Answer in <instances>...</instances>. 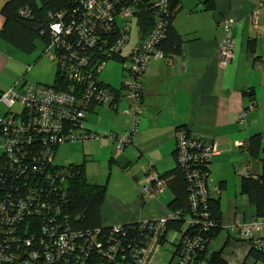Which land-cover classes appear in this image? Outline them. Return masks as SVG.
I'll use <instances>...</instances> for the list:
<instances>
[{
	"label": "crops",
	"instance_id": "obj_1",
	"mask_svg": "<svg viewBox=\"0 0 264 264\" xmlns=\"http://www.w3.org/2000/svg\"><path fill=\"white\" fill-rule=\"evenodd\" d=\"M3 2L0 0V7ZM258 4L259 0H178L173 25L184 42L176 54L150 60L142 80L143 111L136 131L131 134V141L117 151V156L110 158L126 174L131 202L117 208L111 201L113 196H105V191L100 211L103 225L141 222L168 215V204L173 198L168 188L143 203H140L139 191L148 179L149 165L159 173L174 167L175 130L184 126L193 136L218 141L210 172L213 185L223 182L220 231L225 230V233L219 248L224 246L222 256L231 264H240L244 259L249 244L231 230V226L245 220L246 214H253V207L236 190L240 188V172L243 169L245 173L259 172L256 162L248 158L241 144L255 133L264 136V4ZM255 8L257 18L254 20ZM223 18L230 22L227 35L234 47V56L226 65L218 62L219 45L225 37L221 26ZM2 23L0 14V27ZM1 42L6 41L0 39V60H12L9 52L14 49L22 52L8 42ZM118 71L120 77L116 86L101 79L112 87H119L122 67ZM54 75L46 76L43 70V76L35 83L51 84ZM16 79L14 75L7 83L0 81V92L19 82L20 79ZM125 109L126 101L121 98L114 107L95 105L87 112L82 121L86 141L81 142L92 144V148L87 149L90 156L99 154V148L113 153L117 143L109 139L107 133L122 134L130 129L131 116ZM242 111H245L244 119L238 121ZM95 134L99 136L94 137ZM110 175L108 172L106 177L103 175L94 181L105 183L107 189ZM212 247L215 248V240Z\"/></svg>",
	"mask_w": 264,
	"mask_h": 264
},
{
	"label": "trees",
	"instance_id": "obj_2",
	"mask_svg": "<svg viewBox=\"0 0 264 264\" xmlns=\"http://www.w3.org/2000/svg\"><path fill=\"white\" fill-rule=\"evenodd\" d=\"M138 2L142 4L143 8L134 13L132 21L135 20L137 37L142 38L149 36L154 21L152 10L147 8L148 1L138 0ZM77 6L78 0H4L0 7V14L3 17V23L0 27V39L10 43L24 53H32L35 50L36 41L39 40L44 44V49L40 54H46V46L51 40L50 24L58 18L59 14L63 16L64 20H67ZM177 8L178 0H168L165 27L154 46V49L160 51L162 54L158 59L176 54L182 42H184V38L176 31L173 25V17ZM116 10L115 13L117 15L114 17L118 18L119 12L118 9ZM153 58L157 59V57L152 56L151 59ZM50 60L55 62L56 71L53 83L45 86L51 87L55 91H67L69 93H72L74 90V95L79 92L81 93L80 90H76L71 85L73 84V78L67 77L65 71L61 69L60 63L54 59ZM109 60H117L123 65L125 55L123 52L115 56L113 55L106 59V64ZM94 64L92 62V66ZM147 65L141 75L142 95V80ZM28 67L30 66L28 65ZM102 72L96 75L95 83L98 84L99 82L104 88H108L112 92L113 99L110 103H106L102 99H99L97 94L86 96L82 107L84 111L81 117L82 121L87 112L91 111L95 105L114 107L123 98L126 101V108L128 106V100L125 98L124 92L120 90L121 84L119 87H112L105 83L101 79ZM126 74L127 70L125 68L123 69L122 66L123 77L121 83ZM20 82V80L16 82L14 84L15 87L18 84H32L25 80H22V83ZM2 92H0V95ZM0 106L5 109L0 112L2 116L11 111L1 101ZM125 111L131 116L132 124V115L127 109ZM142 111L143 100L138 122ZM80 122L71 124L68 118L59 119L62 130L56 135L57 140L48 145L52 159L49 160L48 157L44 158L39 153L42 149L43 141L38 136H35L31 144L25 147L29 153H22L24 159H20L18 162L21 169H18V171L13 168L10 169V163L7 162L3 165L2 172L8 175L13 173L16 176V179L12 181L13 187L18 185L22 188L19 193L20 196L24 194L27 203L30 204L32 202L35 204V200H31L29 195H25L26 191L24 188L33 187L32 191L34 197L37 196V203L45 204L43 206L44 208L41 204L38 205L37 211L34 210L33 205H28L26 210L21 214L20 221L16 223V226L12 230L0 231L1 242L9 243L4 251L9 254L16 252V255H22L27 248L15 240V238H19L32 239V248L41 253L46 250L44 246L48 240L47 235L42 232L43 227L47 226L50 228V226L56 227V225H59L60 231L65 229L70 234L75 235L72 242L75 243L76 248H80L78 252H72L73 256L69 257L72 264H114L116 261L136 264V255L140 254V250L145 241L153 236V231L148 226H140V222L122 224L123 233L115 232L113 225H103L100 219V211L106 191V184L87 179L82 163L57 165L53 162L58 143L66 140H83L80 138V135L71 137V134L75 133L77 130L76 127ZM180 127L184 128L190 134L186 127ZM131 128L132 125L125 132H131ZM241 145L247 153L248 158L259 159L261 164L259 173L253 174L252 171H247V173L241 174L239 192L245 196L247 204L253 207V214H246L245 216L247 217L243 221L252 218L264 221V136L255 133L248 137ZM32 152H34L36 157H33ZM173 154L175 161L174 167L163 173L156 171L158 177L164 180L165 189L168 188L172 192L173 198L168 204V215H172L173 217L167 218L159 227L154 237L155 242L153 241V247L148 252L149 258L144 264L149 261L150 256L157 247L164 242H168L169 234L173 232L177 234V237L174 238L173 242H169L174 246V249L170 250V252L171 258L174 256L177 257V264H231L222 256L224 246H221L219 249L212 247L215 237L222 228L220 198L223 192L222 181L215 185L212 184L210 172L212 157L203 161H187L182 166L176 160L175 148ZM64 169L65 171L62 174L61 172ZM191 170H195L197 175H199L194 182L188 179L187 176ZM204 173H206V178ZM146 175L148 179L143 184L148 181L151 182L149 180L148 168ZM199 178L209 179V183L207 180L204 181L207 195L204 201L199 202L194 207L191 204L190 196L192 189H199L197 181ZM34 188L36 189L34 190ZM145 199L147 198L143 197L140 192V203H143ZM203 213H207V216H204ZM156 220L157 218H155L154 223ZM235 223L232 224L231 230L234 229ZM95 228H99L100 233L93 239L94 243L89 244L90 242L84 236V233ZM233 231L249 244V249L240 264H264V250L257 248L248 238L242 237L238 231ZM261 236L264 237V232ZM96 243L99 245L95 246ZM156 244L158 245L157 247ZM106 253H108V256ZM59 261L61 263L60 258ZM11 262L9 263L13 264Z\"/></svg>",
	"mask_w": 264,
	"mask_h": 264
},
{
	"label": "built area",
	"instance_id": "obj_3",
	"mask_svg": "<svg viewBox=\"0 0 264 264\" xmlns=\"http://www.w3.org/2000/svg\"><path fill=\"white\" fill-rule=\"evenodd\" d=\"M146 1H148L147 8L153 12V28L149 36L138 38L137 42L129 46L126 51L124 49L130 40L132 17L135 12L143 8L138 0H78V6L67 20H64L63 16L59 14L58 18L50 24L51 40L46 46L45 52H47L49 59H54L60 63L61 69L65 71L67 77L73 78L75 81L72 80L73 84L71 85L76 90H80L81 93L74 95L73 89V92L69 93L67 91H55L51 87L41 84L27 83L18 87L14 85L1 93V103L11 110L4 116L0 115L1 232L7 229L12 230L20 221V216L28 205H33L35 211L38 210V205L41 204L42 207L45 205L44 203H37L38 199L37 196L34 197L33 195V187L24 188L25 195H29L31 200H35V204L27 203L24 194L20 196L19 191L22 188L18 185L13 187L12 181L16 179V176L13 173L8 175L2 172L3 165L7 162L10 163V169L13 168L17 171L21 169L18 162L20 159H24L22 153H29L25 147L31 144L35 136L43 141L39 153L44 158L52 159L48 145L57 140L56 135L62 130L59 119L68 118L71 124L81 121L71 137L80 135V138L83 139L86 134L82 129L81 117L84 113L82 107L85 97L97 94V97L103 102L110 103L112 101V92L108 88H104L99 82L98 84L95 83L96 75L102 72L107 58L122 52L125 55L122 66L123 69L127 70V74L121 83L120 90L124 92V96L128 100L126 109L133 117L131 132L135 131L142 110L141 75L152 56L157 58L162 56L160 51L154 49V46L165 27L168 2V0ZM263 4L264 0H259L258 5ZM116 9L119 12L118 18L114 17L117 15ZM22 12L26 13L25 11ZM252 16L254 20L257 18V8L253 10ZM221 26L225 37L219 45L218 62L221 65H226L234 56V47L233 41L227 35L230 30L229 20L223 18ZM92 62L95 63L94 66H92ZM244 115L245 111L239 113V121H243ZM131 132H124L120 135L114 132L108 133L109 139L116 141L118 152L131 141ZM94 137H98V134H95ZM175 152L176 160L182 166L191 160H207L218 152V141L195 137L188 134L184 128L177 127L175 130ZM32 154L33 157H36L34 152ZM64 171L65 169L61 173L63 174ZM148 171L151 182L148 181L141 186V195L145 198L154 197L165 189L164 180L158 177L156 170L151 165L148 166ZM187 176L192 182L199 177L195 170L189 171ZM204 176L206 178V173ZM205 178L197 179L198 190L192 189L190 201L194 207L206 198L207 192L204 181L207 179ZM207 182L209 183V179ZM34 210L32 209L36 213ZM203 215L207 216V213H203ZM172 217V215H167L157 218L155 223V219L150 220V222L145 220L139 223L142 227L148 226L153 231V236L145 241L140 254L136 255V264L146 262L159 227L167 218ZM113 229L115 232H122L123 225H113ZM233 230L238 231L242 237L248 238L257 248L264 250V237L261 236L264 232V221L255 218L241 222L236 221ZM42 232L47 235L48 240L44 246L46 250L41 253L32 248V239L19 238H15V240L27 250L22 255H16V252L14 254L6 253L4 249L9 243L1 242V238L0 264H10V261L13 264H72L69 257L73 256L72 252H78L80 249L76 248L75 243L72 242L75 235L70 234L65 229L60 231L59 225L50 226V228L43 227ZM99 233L100 229L95 228L86 231L84 236L87 237L89 244H93V239ZM98 245V243L95 244V246ZM106 255L108 256V253ZM114 264L128 263L116 261Z\"/></svg>",
	"mask_w": 264,
	"mask_h": 264
},
{
	"label": "rangeland",
	"instance_id": "obj_4",
	"mask_svg": "<svg viewBox=\"0 0 264 264\" xmlns=\"http://www.w3.org/2000/svg\"><path fill=\"white\" fill-rule=\"evenodd\" d=\"M137 39V28L135 20H133L130 33V40L124 51H126L129 46L137 42ZM43 49L44 44L41 41L37 40L35 52H33L31 55L24 54L16 49H14L13 52H9V57L12 58V60H6V58L5 60H0V81L2 83H7V81L11 80L15 75L17 78L16 80L20 79V83H22V80H25L28 83L34 84L35 81L39 82V77L43 76V70L46 76L53 77L56 71V64L54 61H51L47 57V53L42 54L37 59L35 58L36 55H39L41 50ZM34 59H36V61L33 63ZM28 65H30V67H28ZM120 67H122L121 62L117 60H109L107 62V67L105 68L101 77L112 85H118L120 77L118 69ZM15 108H17V106H15ZM4 110L5 109L0 106V112ZM81 141L86 140H66L58 143L53 162L57 165H67L69 163H83L85 176L87 177V179L93 181L96 179L100 180L103 175H105L106 177L108 172H111L110 182L107 183L105 196H113V198H111V201L117 206V208L121 209L122 206H127V204L131 202V200L128 197L130 189L128 188V181H125L124 175L126 174H124V172H122L117 167L113 159L110 160L111 157L117 156V146H114L112 154H110L107 149L100 150L99 148V154L92 153V156H90V153H87V149L92 148V144L87 145L86 142L83 143ZM100 152L103 153L100 154ZM254 161L256 162V165L258 166L260 172V160L255 158ZM240 173L245 174V169H243ZM235 175L239 179L240 175L238 173H236ZM236 190L238 192L239 187L236 188ZM140 192L141 187L139 193ZM224 233L225 230H222L215 237V248L218 249L219 246L223 243ZM176 237L177 234L175 232L169 234L168 242H164L159 247H157L153 251L151 259L146 264H177V257L174 256L173 258H171L170 250H173L174 246L169 243L173 242L174 238Z\"/></svg>",
	"mask_w": 264,
	"mask_h": 264
}]
</instances>
